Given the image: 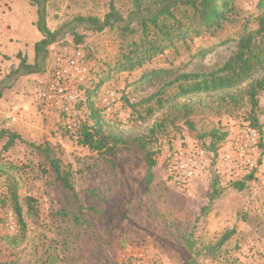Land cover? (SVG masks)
<instances>
[{
  "label": "rangeland",
  "instance_id": "374dc122",
  "mask_svg": "<svg viewBox=\"0 0 264 264\" xmlns=\"http://www.w3.org/2000/svg\"><path fill=\"white\" fill-rule=\"evenodd\" d=\"M257 1L234 0L239 16L254 13ZM110 5L125 19L133 9L132 0L47 1L46 25L50 31H60V40L48 48L39 73L19 77L2 90L0 163L15 166L21 175L11 178L0 173V194L6 186H14L24 207L29 203L33 208V219L22 230L10 208L2 211L0 264H137L140 255L141 264H185L193 258L198 264H264V215L256 213L252 199L257 182L247 181L240 191L222 182L214 186L205 176L196 177L184 190L163 172L172 150L196 144L217 149L221 141L212 133L233 138L255 119L261 136L258 176L264 174V91L257 96L254 114L246 96L232 108L218 101L221 94L194 95L192 101L175 97V86L163 88L158 98L165 104L157 109L156 99L147 103L146 98L177 73L143 84L138 81L157 69L192 73L221 66L235 50L236 41L226 40L237 37L239 26L226 25L213 36L194 38L187 42L188 49L178 43L141 69L118 72L114 66L121 52L139 33L124 37L118 25L93 32L89 25L76 22L79 17L101 20ZM36 10L27 0H0V84L17 68V53L28 64L34 61L33 46L41 39ZM77 48L90 63L86 82L77 88L80 120L90 123L89 98L107 128L122 139L119 148L130 156L115 167L65 132L62 117L38 108L30 94L31 84L47 80L57 56ZM198 50L206 55L199 57ZM262 75L258 72L254 78ZM148 106L154 112L146 116ZM14 107L22 112L16 121L7 117ZM169 114L172 119L166 118ZM159 120L166 127L147 144L156 161L148 168L138 160L145 153L136 138ZM11 135L18 138L4 151ZM42 147L70 174L72 192L49 174ZM228 232L231 237L216 247Z\"/></svg>",
  "mask_w": 264,
  "mask_h": 264
},
{
  "label": "trees",
  "instance_id": "16d2710c",
  "mask_svg": "<svg viewBox=\"0 0 264 264\" xmlns=\"http://www.w3.org/2000/svg\"><path fill=\"white\" fill-rule=\"evenodd\" d=\"M27 1L37 8L35 25L41 39L33 46L34 61L32 64H28L26 58L17 53L16 58L20 60L19 64L0 84V98L2 90L10 87L17 78L39 73L45 65L48 48L60 40V31H50L46 25L45 3L49 0ZM132 3L133 9L128 13L126 19L112 5L101 20L95 17L76 18V22L89 25L93 32H102L106 28L118 25L124 37L139 33L137 40L131 41L127 49L121 52L120 58L114 66V71L118 72H132L135 69H141L156 56L163 54L165 50L175 49L178 43H183L186 46L185 49H188L187 42H191L194 38L203 34L213 36L226 25L239 26L237 37L226 40L236 41L235 50L217 68L192 73L157 69L142 74L138 80L141 84L177 73L169 82L163 84L162 89L148 96L145 100L147 103L156 99V108H163L165 101L158 97L164 87L175 86L177 90L175 97H188L187 101H192L194 95L221 94L222 97L218 98V101L232 108L246 96L251 113L254 114L258 105L257 96L264 91V0H258L255 5L256 11L246 16H239L240 11L235 6L234 0H132ZM252 25L255 27L251 28ZM196 55L204 57L206 52L198 50ZM258 72H263V75L254 78ZM232 90L235 92H231ZM86 101L90 110V123L81 122L78 112L81 104L78 101L74 108L77 126L73 131H68L64 127L65 132L90 151L106 156L111 161V166L115 167L117 161L130 156H125L123 150L119 148L122 139L107 128L106 123L100 117V112L94 107L91 100L87 98ZM153 112L152 106H148L145 115L149 116ZM166 118L172 119L170 114L166 115ZM166 118L164 117L165 122ZM164 121L154 122L144 134L136 138L140 149L145 153L138 160L146 164L148 168L154 167L156 161L152 158L153 154L147 152V144L156 141L157 132L165 130ZM248 123L256 127L255 119ZM216 135V133L211 134L213 139L221 141V143L224 142L226 134L219 137ZM16 138L18 137L15 135L8 137L3 150L11 148ZM42 148L41 153L48 163L49 174L64 190L72 192L70 174L61 170L60 160L48 148ZM0 173L8 174L11 178L16 174L21 175V171L15 166L2 163H0ZM209 179H212L214 186L221 183L218 176L212 175ZM248 179L250 178L228 182L226 185H232L241 191L246 187ZM6 187L5 193L0 194V225L4 221L1 217L2 211L10 208L15 216L16 226L25 230L33 219L31 214L33 208L29 203H26V207H24L14 186ZM231 235L232 232L225 233L216 247H221ZM185 264L198 263L193 258Z\"/></svg>",
  "mask_w": 264,
  "mask_h": 264
},
{
  "label": "built area",
  "instance_id": "2783aa9c",
  "mask_svg": "<svg viewBox=\"0 0 264 264\" xmlns=\"http://www.w3.org/2000/svg\"><path fill=\"white\" fill-rule=\"evenodd\" d=\"M89 68L90 63L83 51L75 49L57 56L47 80L35 81L30 87V94L38 108L59 114L68 131L77 126L74 112L79 101L77 88L86 82ZM7 117L12 121L19 120L22 112L14 107ZM260 143L259 131L246 123L236 136L226 138L217 149H206L197 144L175 149L166 156L163 172L170 182L184 190L196 177L218 176L222 183L248 177L247 181L257 182L258 188L252 199L259 204L253 202V209L257 214L264 215V174L258 176ZM138 258L141 261L142 256ZM140 261L137 264H141Z\"/></svg>",
  "mask_w": 264,
  "mask_h": 264
}]
</instances>
